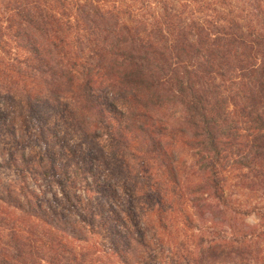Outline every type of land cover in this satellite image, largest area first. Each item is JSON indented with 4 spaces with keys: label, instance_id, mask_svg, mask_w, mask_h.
Returning a JSON list of instances; mask_svg holds the SVG:
<instances>
[{
    "label": "trees",
    "instance_id": "obj_1",
    "mask_svg": "<svg viewBox=\"0 0 264 264\" xmlns=\"http://www.w3.org/2000/svg\"><path fill=\"white\" fill-rule=\"evenodd\" d=\"M40 1L10 4L28 58L0 68V264H264V211L231 191L264 193V0H157L148 21ZM2 107L43 122V152ZM47 115L81 141H50Z\"/></svg>",
    "mask_w": 264,
    "mask_h": 264
},
{
    "label": "rangeland",
    "instance_id": "obj_2",
    "mask_svg": "<svg viewBox=\"0 0 264 264\" xmlns=\"http://www.w3.org/2000/svg\"><path fill=\"white\" fill-rule=\"evenodd\" d=\"M15 0H2L1 3H3L0 7V30L3 31V36L2 38H0V68L3 69H8L6 70L8 72V74L13 77V76H17V68L16 66L21 65V63L26 64L25 60L28 58V54L25 53L24 50H21L17 44L15 43L16 40L14 38H11L12 35V31H10L9 26L11 24V21L9 19L10 18L13 19V15H14V11L10 10V4L14 3ZM188 0H167V1H163V2H169V7L171 9H175L179 12L182 11L183 9V5H180V3H187ZM191 1V0H190ZM202 1V0H192V4L190 7H188L187 10L190 9H195L198 10V6H197V2ZM214 1V0H212ZM231 1V5L232 8H234L235 10H239L240 12H243L245 14H254L255 11L252 8V6H250L249 4H247L246 2H250L251 0H229ZM195 2V3H194ZM40 3L43 5V8L45 9H49V10H54V8L51 5H56L57 8L60 7L62 4V2H56V1H52V0H41ZM130 5L132 7V10L136 13L135 15L142 18L143 20H151V18L148 16L150 13L152 12H160L161 11V4L158 3L157 0H103V3L101 4V6L105 9H119L122 5ZM168 4V3H167ZM145 5V6H144ZM9 8V10H8ZM126 7H123V9H125ZM211 8V7H210ZM60 14L62 16H64L63 13V9H60ZM69 9L68 11H66L69 15L73 14L75 12L74 6L71 4L69 5ZM250 9H252L250 11ZM248 11V12H247ZM51 13V12H49ZM208 16L213 17L215 15V11L211 8L210 10H207ZM238 14V13H237ZM241 15V14H239ZM123 18H128V15H124L122 14ZM125 16V17H124ZM144 16V17H143ZM185 14H183V17L185 18ZM1 37V36H0ZM21 62V63H19ZM22 67L25 70V66L22 65ZM4 69V70H5ZM0 79L2 81H7V82H12L14 81L13 79L10 80L9 78H7L4 74H2L0 72ZM2 111L7 115L9 114V116H11L10 119V123L7 120V125L11 124V126L16 130L19 135L24 134L23 131H21L20 129L23 127L24 130L26 129V125L28 126L30 124V126H32V131L28 134H26V136L24 138L25 139V144L24 145L27 148V152L28 154L31 152L34 153H39L42 150L45 149L46 145L45 142L43 140V134H42V130L40 128L41 124L43 126V122L36 117H33V115L25 113L24 111H20V109H16V111H8L7 113L5 112V107H2ZM28 114V115H27ZM26 117V119H25ZM33 118V119H32ZM46 118H50L49 119V125L50 126H46V134L49 138L50 141H54L55 140V133L58 134V136L60 137H64V132H65V137H67V135H70V143L73 144H77L78 142L81 141V137L79 135H77L76 133H74V131L72 130V128H65V127H61L59 123H57L53 117V115H47ZM53 120L55 122L56 125H53ZM3 122V117H0V124H2ZM41 122V123H40ZM39 127V128H38ZM12 130V129H11ZM8 133V132H7ZM8 137L10 138V141H12V136L8 135ZM66 139V138H65ZM63 143V142H62ZM0 145H1V140H0ZM12 144L10 146V150L12 148ZM43 152V151H42ZM112 157V156H111ZM0 162L4 163V159L2 157V155H0ZM234 176V174L232 175V177ZM14 177V173L12 170L10 169H6V168H1L0 169V179H4L6 181H11ZM33 186V182H30ZM86 185V183H82L81 184V190H78V194L82 196L83 199H87L88 200V194L85 192L84 186ZM55 191V189H53ZM231 191L233 192L232 195L234 198H237L239 200H241V202L243 204H253L251 205L252 207H256L259 210H263L264 211V193L262 191H254L250 192V194H244L245 191H242L240 189V187H236V188H231ZM86 194V195H85ZM47 198L50 199L52 202L55 200V196L54 194H52V192H47ZM107 201V199H106ZM105 201V204H106ZM250 206V205H247ZM259 219L257 218V216L255 214L250 215L247 219L246 222L248 224H256L258 223Z\"/></svg>",
    "mask_w": 264,
    "mask_h": 264
}]
</instances>
